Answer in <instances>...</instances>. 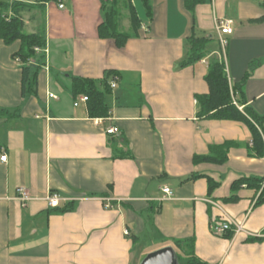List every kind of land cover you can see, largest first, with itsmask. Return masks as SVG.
Returning a JSON list of instances; mask_svg holds the SVG:
<instances>
[{"label":"crops","instance_id":"1","mask_svg":"<svg viewBox=\"0 0 264 264\" xmlns=\"http://www.w3.org/2000/svg\"><path fill=\"white\" fill-rule=\"evenodd\" d=\"M19 1L31 5L24 30L44 28L48 53L28 60L38 73L22 95V63L12 57L19 43L0 39V264H139L173 247L166 239L192 241L208 264H264V155L253 152L244 122L198 116L217 52L182 65L193 23L185 0ZM103 3H116L117 28L130 34L122 47L98 36ZM193 16L195 36L227 41L220 53L235 105L264 115V0H207ZM220 20L231 21L230 34H219ZM74 77L109 85L107 116L89 115ZM225 142V162H193ZM244 178L262 180L240 184L231 200ZM21 186L32 197L26 204ZM49 192L60 196L57 207ZM228 219L243 230L212 232L211 223Z\"/></svg>","mask_w":264,"mask_h":264},{"label":"trees","instance_id":"2","mask_svg":"<svg viewBox=\"0 0 264 264\" xmlns=\"http://www.w3.org/2000/svg\"><path fill=\"white\" fill-rule=\"evenodd\" d=\"M37 3H44L49 0H36ZM145 4L150 7L149 1L144 0ZM207 0H185L184 7L193 18L191 34L187 37L188 54L182 65L193 64L204 57H207L212 51H216L208 61L205 80L208 84L209 91L206 94L197 97L198 116L210 119H231L244 122L252 137V150L258 156L264 155V115H259L250 107H244L240 111L233 102L232 88L226 73L225 62L222 58L219 40L211 36H195L194 32V9L197 5L205 3ZM31 8L28 3L19 0H0V39L7 45L15 42L19 43L18 49L12 54L13 59L19 58L21 61V91L25 94V88L35 86L38 71H31L28 60L35 57V47H42L45 44L44 28L36 32H26L24 30V20L22 12ZM102 10L104 18L98 25V36L100 38H111L115 41L117 47L124 46L130 34L119 31L117 28L118 10L116 3H103ZM131 27L136 31L140 24L133 9L130 11ZM108 76V75H107ZM105 85V81H103ZM109 85L103 90L97 86V81L93 79H84L74 77L72 79L73 95L85 94L87 96L88 112L91 117H105L108 113L107 94ZM232 143L225 142L220 145H214L210 148L207 155L195 156L194 163L213 162L223 163L226 160L227 150ZM262 179L244 178L236 181L232 185L233 194L237 187L242 183H248L250 186H259ZM217 183L209 179V191L216 187ZM262 197V194L261 196ZM235 199V194L230 197ZM261 199V198H260ZM70 208H64L68 210ZM232 231H227L221 236L231 237ZM171 242L177 250V259L179 264H208L193 253L192 241H181L166 239L163 244ZM186 250L184 249L185 247Z\"/></svg>","mask_w":264,"mask_h":264},{"label":"built area","instance_id":"3","mask_svg":"<svg viewBox=\"0 0 264 264\" xmlns=\"http://www.w3.org/2000/svg\"><path fill=\"white\" fill-rule=\"evenodd\" d=\"M57 6H58V8H63L64 7L63 0H57ZM216 28H217L220 35L230 34L232 32L231 21L230 20L217 21ZM219 42H220L222 47H225L227 44L226 39L222 38V37L219 39ZM34 51L36 54H38V53L47 54L48 53L47 47H44L42 49H41V47H35ZM15 59L17 61L21 62L19 58H15ZM111 86H114V85L112 84ZM46 94H47L48 99L56 98V95H54L52 92H47ZM79 101L84 102V103L87 102V96L86 95L80 96ZM74 105H77V102H75ZM106 133L107 134H114V133H116V129L114 127H109L106 130ZM0 159H1V161H5L6 160V154L1 155ZM162 192H163V199H169L172 196V191L169 187L164 186L162 188ZM17 198L21 201L22 204H26L29 200L32 199L28 190L22 186L17 188ZM45 199L47 200L48 205L51 207H57L59 205V202H60V196L56 193H50V192L47 193L45 196ZM105 207L110 208L111 207L110 203H106ZM211 230L216 235H222L223 233H225L227 231H232L233 233H236V232L243 230V224L233 222L230 219L220 221V222L214 221L213 223H211ZM125 233H127V231H125Z\"/></svg>","mask_w":264,"mask_h":264},{"label":"water","instance_id":"4","mask_svg":"<svg viewBox=\"0 0 264 264\" xmlns=\"http://www.w3.org/2000/svg\"><path fill=\"white\" fill-rule=\"evenodd\" d=\"M139 264H179L177 254L170 245L148 252Z\"/></svg>","mask_w":264,"mask_h":264},{"label":"rangeland","instance_id":"5","mask_svg":"<svg viewBox=\"0 0 264 264\" xmlns=\"http://www.w3.org/2000/svg\"><path fill=\"white\" fill-rule=\"evenodd\" d=\"M25 30H26V31H28L29 29H28V28H26ZM145 242H146V241H144V243H145ZM142 243H143V242H140L139 244H137V247L141 246V245H142Z\"/></svg>","mask_w":264,"mask_h":264}]
</instances>
